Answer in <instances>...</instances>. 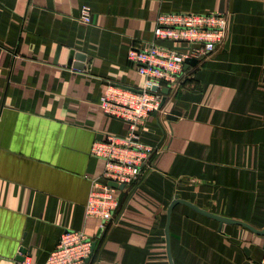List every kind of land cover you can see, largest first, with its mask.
I'll return each instance as SVG.
<instances>
[{
  "label": "crops",
  "instance_id": "obj_1",
  "mask_svg": "<svg viewBox=\"0 0 264 264\" xmlns=\"http://www.w3.org/2000/svg\"><path fill=\"white\" fill-rule=\"evenodd\" d=\"M219 3L0 0V264L24 254L44 264L64 231L80 229L95 242L86 264H170L166 211L175 197L264 228V0H225V42L188 64L138 128L141 141L163 148L153 169L118 189L125 209L116 225L102 230L85 217L104 168L92 144L128 129L103 111L101 96L111 84L142 87L128 50L152 39L160 12L206 13ZM262 241L184 203L172 207L173 264H252Z\"/></svg>",
  "mask_w": 264,
  "mask_h": 264
},
{
  "label": "built area",
  "instance_id": "obj_2",
  "mask_svg": "<svg viewBox=\"0 0 264 264\" xmlns=\"http://www.w3.org/2000/svg\"><path fill=\"white\" fill-rule=\"evenodd\" d=\"M80 18L90 21L88 8H82ZM228 23L226 10L160 12L152 39L144 46L133 45L128 50V60L143 76L142 87L136 90L111 84L101 96L103 111L124 120L127 133L124 136L108 134L94 141L91 147V154L104 160V168L92 180L85 217L98 219L102 230L116 225L125 209L120 203L118 188L108 182L124 184L123 189L132 186L147 170L153 169L155 156L163 149L161 145L141 141L138 128L152 112L161 109L162 89L169 91L182 81L187 59L195 58L199 64L225 42ZM93 240L84 229L64 231L44 264H86V258L93 253ZM18 264L33 263L24 254ZM256 264H264V249Z\"/></svg>",
  "mask_w": 264,
  "mask_h": 264
},
{
  "label": "water",
  "instance_id": "obj_3",
  "mask_svg": "<svg viewBox=\"0 0 264 264\" xmlns=\"http://www.w3.org/2000/svg\"><path fill=\"white\" fill-rule=\"evenodd\" d=\"M224 4H225V0H220L218 11L222 12L224 10ZM76 56H77L76 58H78L80 60H83V58H84V56L82 54H80V53L76 54ZM196 62L197 61H196L195 58L187 59L185 61L184 68H186L188 64H195ZM75 65L77 67H79V68L82 67V64L80 62L75 64ZM153 89H156V87H153ZM162 92L164 93V96H163V98L161 100L160 107L163 105V103L165 101L166 94L168 92V88H163ZM108 183H109V185H111L113 187H116L118 189H123V187H124V184H117L114 181H109ZM177 202L184 203V204L190 206L191 208L195 209L196 211L218 220L220 224H223V223H234V224H238V225H241V226L249 229L256 236H258L259 238H261L263 240L262 241V248L264 249V228L263 229H257V228L253 227L252 225H250V224H248L246 222H243V221H240V220H235V219H230V218H227V217H224V216H220L218 214H215V213L207 211V210H205L203 208H200V207H198L197 205L193 204L190 201L181 199L179 197H175L171 201V203L169 204V206L167 208V211H166V213H167V221H166V226H165V238H166V243H167V254H168V258H169L170 264H173V261H172V258H171L170 245H169V222H170V214H171L172 207ZM92 246L94 248L95 242H93ZM89 259H90V256L88 258H86V262H88ZM254 263H255V261L252 264H254Z\"/></svg>",
  "mask_w": 264,
  "mask_h": 264
},
{
  "label": "flooded vegetation",
  "instance_id": "obj_4",
  "mask_svg": "<svg viewBox=\"0 0 264 264\" xmlns=\"http://www.w3.org/2000/svg\"><path fill=\"white\" fill-rule=\"evenodd\" d=\"M258 261H259V260H255V263H254V264H256Z\"/></svg>",
  "mask_w": 264,
  "mask_h": 264
}]
</instances>
